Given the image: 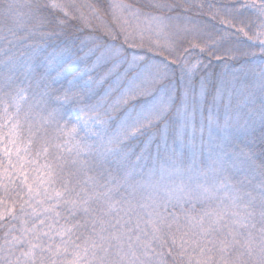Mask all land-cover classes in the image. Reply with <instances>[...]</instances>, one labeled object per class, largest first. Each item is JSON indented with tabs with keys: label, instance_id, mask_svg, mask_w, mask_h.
Here are the masks:
<instances>
[{
	"label": "snow or ice",
	"instance_id": "6c2138e0",
	"mask_svg": "<svg viewBox=\"0 0 264 264\" xmlns=\"http://www.w3.org/2000/svg\"><path fill=\"white\" fill-rule=\"evenodd\" d=\"M0 264H264V0H0Z\"/></svg>",
	"mask_w": 264,
	"mask_h": 264
}]
</instances>
